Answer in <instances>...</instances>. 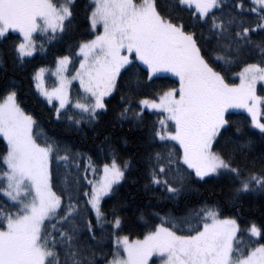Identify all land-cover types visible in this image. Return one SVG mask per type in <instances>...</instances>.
Masks as SVG:
<instances>
[{"label":"snow or ice","instance_id":"obj_1","mask_svg":"<svg viewBox=\"0 0 264 264\" xmlns=\"http://www.w3.org/2000/svg\"><path fill=\"white\" fill-rule=\"evenodd\" d=\"M80 8V0H0V69L9 61L23 68L47 51L45 44L64 42ZM84 19L87 35L56 57L59 86H45L44 67L32 76L40 96L58 102L54 118L83 133L110 114L114 126L132 121L143 129L146 111L152 113L142 188L157 202L178 204L220 180L237 215L245 200H264V148L256 151L257 136L264 145L257 119L264 105L257 95L264 82V0H88ZM73 55L79 67L68 76ZM172 78L149 98L146 89ZM74 80L84 95L73 101ZM231 109H246L259 132L233 130ZM0 137L6 141L0 193L7 198L0 201V264H157L154 256L160 264H264V219L242 228L219 203L186 215L156 211L159 223L144 239L123 235L126 204L119 194L133 160L120 155L110 135L98 144L99 164L45 138L14 84L0 90ZM139 219L148 226L143 214Z\"/></svg>","mask_w":264,"mask_h":264},{"label":"trees","instance_id":"obj_2","mask_svg":"<svg viewBox=\"0 0 264 264\" xmlns=\"http://www.w3.org/2000/svg\"><path fill=\"white\" fill-rule=\"evenodd\" d=\"M88 0H80L81 8L78 10L77 24L75 30L70 34L64 42L54 46L45 44L46 52H38L35 57L23 68L14 67L9 61L6 69H0V90L5 85L14 84L18 91V100L20 105L26 112L31 114L40 125L41 131L45 138L60 142L70 146L74 151L86 152L92 156L94 161L99 164L98 144L103 139L104 135H110L115 147L120 155L124 158L133 160V169L127 174L128 180L120 188L119 201L126 204V207L121 210V214L127 221V227L123 231V235H128L131 240L143 239L151 230V226L159 223V220L152 215L156 211H160L161 215L166 212H171L173 215H186L189 209L200 207L204 203H219L223 209L222 215L226 218L230 215L235 216L238 222H241L243 228L244 221H255L259 224L261 219H264V200L259 197H254L245 200L238 206L240 209L237 215V209L233 208L229 203L228 193L229 187L227 182L220 180L216 183L199 186L198 191L191 192L181 199L178 204L170 202H157L154 197L143 191L144 184V148L142 146L147 132V126L151 125L155 119L154 115L146 111V127L137 128L132 121L124 122L122 127L114 126L112 115L110 114L97 126L96 129L90 128L87 125L83 126V133L76 132L67 126V121L63 118L57 121L54 118L52 109L55 105H49L42 96L35 90V83L32 76L40 67L54 68L56 65V57L58 55L68 54V45L87 35V29L84 27V6ZM185 21L189 19V13L184 12ZM250 57L249 59H254ZM7 59V58H6ZM77 57L73 55V68H76ZM175 78L160 80L155 88L146 89L149 98H152L154 92L166 90V86H171ZM232 82L239 83L235 73L232 74ZM72 100L82 97L83 92H80L79 85L73 86ZM259 93L264 95V87L259 86ZM118 101H114L115 106ZM233 130L238 125L243 133H248L249 130L258 133L259 131L252 127L251 118L243 112L229 111ZM264 123V118L262 120ZM99 133V135H97ZM127 141V143H125ZM241 142H244L243 140ZM6 142L0 137V154L3 153ZM264 145L260 143L259 136L256 137V151L259 152ZM102 158V157H101ZM87 161L84 162L86 165ZM102 164H100V168ZM63 171V169H61ZM71 180V178H69ZM136 180V183L132 181ZM59 184L54 185V189L58 190ZM7 198L0 193V201H6ZM151 201V202H150ZM117 201H113L116 203ZM143 214L148 221L146 227L143 220H140V215ZM244 244L248 243L247 237H242Z\"/></svg>","mask_w":264,"mask_h":264},{"label":"rangeland","instance_id":"obj_3","mask_svg":"<svg viewBox=\"0 0 264 264\" xmlns=\"http://www.w3.org/2000/svg\"><path fill=\"white\" fill-rule=\"evenodd\" d=\"M78 67H79V64L77 65L76 68H73L72 64L69 65V66H68L67 75H68V76L74 75L75 70L78 69ZM45 69H46L45 78H44L45 86L48 87L49 89H51L53 86H59V80H58V78L54 75L55 70H56V65H55L54 68H45ZM74 85H79V82L76 81V80L72 81L71 86H70V97H71V98L73 97V96H72V95H73L72 90H73V86H74ZM259 86H263V87H264V82H259V83L257 84V95H261V93H259ZM79 88H80V87H79ZM80 92H83L82 89H80ZM82 94L84 95V93H82ZM261 96H264V95H261ZM73 98H74V97H73ZM57 103H58L57 101H54L53 104H52L51 106L56 105ZM230 111H236V112H243V113H246V114H248V115L250 116V118H251V120H252V116H251V114H250L246 109H231ZM263 118H264V105H260V106H258V108H257V119H258L260 122H262ZM262 123H263V122H262ZM252 127H253V125H252ZM253 128H254V127H253ZM254 129H255V128H254ZM256 130H258V129H256ZM258 131H259V130H258ZM2 138H3V137H2ZM5 142H6V141H5ZM101 169H102V167H101ZM89 175H91V174H89ZM143 239H144V238H143ZM130 240H131V239H130ZM135 240H137V239H135ZM141 240H142V239H141ZM133 241H134V240H133ZM152 260H153V261H156L157 264H160V260H161V258H159V257H157V256H154V257L152 258ZM150 264H151V262H150Z\"/></svg>","mask_w":264,"mask_h":264}]
</instances>
